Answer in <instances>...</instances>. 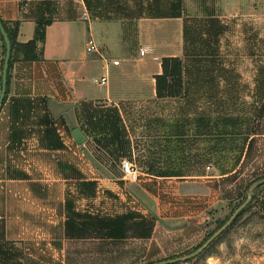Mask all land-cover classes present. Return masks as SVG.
Instances as JSON below:
<instances>
[{
    "label": "rangeland",
    "instance_id": "1",
    "mask_svg": "<svg viewBox=\"0 0 264 264\" xmlns=\"http://www.w3.org/2000/svg\"><path fill=\"white\" fill-rule=\"evenodd\" d=\"M230 6L226 12L220 0H184V17L193 19L186 43L190 57L180 58L193 66L182 97L124 101L116 109L100 100L87 119L72 117L68 135L62 136L76 145L71 129L86 131L90 139L81 152L87 160L86 177L104 181L96 192L87 184L83 195L77 193V182H70L72 209L75 206L71 224L78 226L81 215L108 219L133 214L148 221L149 235L141 238L131 232L114 240L90 230L91 225L85 238L57 239L50 257H34L4 242L14 255L9 264H158L189 256L248 198L257 206L195 257L173 264H264V0H231ZM142 51L139 55L144 56ZM152 56L149 53L146 61L153 70ZM92 76V93L105 97L107 85L94 81L101 72ZM118 110L128 127L118 134L116 147L127 150L129 139L135 146L132 158L116 147V154L107 151L99 139L109 125L107 117ZM112 135L104 141L113 143ZM78 149L71 156L81 164L79 153L74 154ZM182 152L187 158H181ZM157 158L158 167L175 169L183 178L156 180L141 174L135 183L123 179L124 160L141 172L146 160L158 163ZM256 179L263 183L252 190L249 184ZM113 182L120 187L114 193L106 188Z\"/></svg>",
    "mask_w": 264,
    "mask_h": 264
},
{
    "label": "crops",
    "instance_id": "2",
    "mask_svg": "<svg viewBox=\"0 0 264 264\" xmlns=\"http://www.w3.org/2000/svg\"><path fill=\"white\" fill-rule=\"evenodd\" d=\"M230 1L220 0L226 12L231 10ZM183 2L0 0V19L20 23V43L34 38L38 22L49 21L45 42L40 45L42 59L14 64L9 92L0 109V222L4 224L5 242L20 246L34 257H50L57 239L70 238L66 226L73 221L75 206L72 209L68 185L77 182V193L83 195L87 184L96 192L104 181L86 177L87 160L81 153L85 145L73 135L74 129L79 128L88 140L86 131L81 127L71 129L76 145L62 136L68 135L72 117L87 119L92 106L100 100L114 104L115 109L124 101L161 100L156 96L155 77L162 73V59L180 58L182 54L187 58L185 28L193 18L184 17ZM91 39L97 51L89 50ZM132 39L136 42L131 44ZM1 45L0 37V59ZM141 49L145 50L144 56L139 55ZM149 53L156 64L153 70L146 61ZM114 60H119V65H114ZM184 66L187 85L190 80L186 76L193 63L187 66L184 62ZM97 70L101 77L108 76L103 98L94 96L89 85ZM112 115L105 116L110 119L109 125L104 126L99 139L107 151L115 153L114 147L119 144L116 138L119 133H126L128 126L122 120V110ZM113 120L117 125L111 123ZM108 133L113 134L111 144L104 141ZM77 148L80 149L74 154L79 153L81 164L72 160L71 151ZM117 151L129 158L135 156V146L129 139L127 150L121 147ZM184 154L182 159L187 158ZM174 158L180 159L176 155ZM158 160H146L140 175L156 180L183 178L175 169L158 167ZM106 188L112 193L120 190L115 182ZM86 217L102 219L81 215L77 221H86Z\"/></svg>",
    "mask_w": 264,
    "mask_h": 264
},
{
    "label": "trees",
    "instance_id": "3",
    "mask_svg": "<svg viewBox=\"0 0 264 264\" xmlns=\"http://www.w3.org/2000/svg\"><path fill=\"white\" fill-rule=\"evenodd\" d=\"M2 23L8 34L12 46L9 71H8L7 93L5 97L6 100L9 92L10 73L14 64L19 61H23V62L39 61L42 59L43 47L42 46L40 47V45H43L45 42V30H46V26L49 24V21L38 22L34 38L26 43L18 42V30L20 24L19 22L8 23L2 21ZM188 24L189 21L186 22V28H185L186 42L188 41V33H189ZM0 37L2 42L1 59H0V82H1L3 63L6 55V45L1 33H0ZM186 55L187 57H190L188 53ZM161 66H162V73L155 77L157 98L164 99V98L182 97L186 92V84L184 79L185 66L183 60L179 57H164L161 61ZM250 149H251V142L249 143V147L247 149L248 154L250 152ZM259 179L256 180L258 181ZM256 180L252 181L249 184V186L254 184V182L256 183ZM253 206H257V205H255V203L254 205L249 203V205L239 214V216L235 219L233 223H236L241 218H243V216L247 212L252 210ZM86 219H90V217H86ZM136 219H140V220H136ZM132 221L134 222L130 223ZM146 221L147 220H145L143 217H139L133 214H127L123 216H118L116 218L100 219L97 220L95 223L89 222L87 220L86 221L83 220L78 222L79 223L78 226L68 222L66 229L70 238H74V237L85 238L87 232L89 231L88 227L91 225H93L94 227L90 230L101 231L102 235L109 239H114V240L125 239L128 237L129 233L131 232H133L134 235L136 236L145 238L149 235V232L151 231L150 224L148 225L147 224L148 221L147 222ZM226 231L227 229L224 232ZM4 233H5L4 224L0 222V261H1L0 264H9L11 263L10 261L13 259L14 255L10 253L12 252V249H8L7 247L5 248L4 246L5 244ZM210 244L208 246H210ZM17 264H21V263H17Z\"/></svg>",
    "mask_w": 264,
    "mask_h": 264
},
{
    "label": "water",
    "instance_id": "4",
    "mask_svg": "<svg viewBox=\"0 0 264 264\" xmlns=\"http://www.w3.org/2000/svg\"><path fill=\"white\" fill-rule=\"evenodd\" d=\"M0 33L3 36V39L5 41V45H6V55L4 58V63H3V69H2V75H1V91H0V109L4 103L5 97H6V93H7V84H8V71H9V63H10V58H11V50H12V46H11V41L8 37V34L4 28V25L2 23V20L0 19ZM73 135L75 140L79 143V144H83L86 140L87 137L86 135L79 129L76 128L73 131ZM263 183V180L257 181L256 183H254L252 185V190H254L256 187H258L260 184ZM251 199L248 198L234 213L233 215L230 217V219L217 231L215 232L210 239L206 242V244H204L196 253L189 255V256H185V257H179L176 259H171V260H167L164 262H160L158 264H173V263H177V262H182V261H187L193 257H195L198 253H200L202 251V249L206 246H208L213 240H215L219 235H221L226 229H228L230 227V225L235 221V219L239 216V214L248 206V204L250 203Z\"/></svg>",
    "mask_w": 264,
    "mask_h": 264
},
{
    "label": "built area",
    "instance_id": "5",
    "mask_svg": "<svg viewBox=\"0 0 264 264\" xmlns=\"http://www.w3.org/2000/svg\"><path fill=\"white\" fill-rule=\"evenodd\" d=\"M84 17L86 18V13H84ZM89 50L91 51H97L96 45L94 41L91 39L88 42ZM145 52L142 51L141 54H144ZM120 61L114 60V65H119ZM108 66V65H105ZM108 68V67H107ZM99 85H105L108 82V76L104 75L100 77L99 79L94 80ZM121 170L123 172V177L125 180H127L130 183H135L139 181L140 173L136 169L135 165L132 163V161L126 159L121 164Z\"/></svg>",
    "mask_w": 264,
    "mask_h": 264
}]
</instances>
